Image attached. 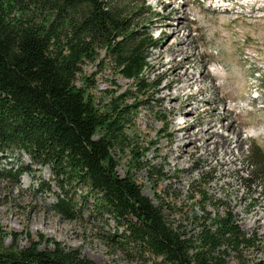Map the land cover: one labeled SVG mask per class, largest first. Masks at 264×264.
<instances>
[{
    "label": "rangeland",
    "instance_id": "rangeland-1",
    "mask_svg": "<svg viewBox=\"0 0 264 264\" xmlns=\"http://www.w3.org/2000/svg\"><path fill=\"white\" fill-rule=\"evenodd\" d=\"M161 1L169 0H146L152 14L141 20L146 22L141 30L150 32L156 41L148 50L144 91L138 93L131 80L106 61L83 66L82 73L90 76V91L98 102L128 90L123 105H136L125 110V131L131 142L124 150L113 151L115 170L120 176L133 177L142 194L163 206L169 223L185 236L195 235L207 218L231 214L251 245L241 252L240 262L228 250L227 263L264 264V239L252 227V214L264 207V0H175L185 11V15L180 12L178 38L188 37L189 42L174 61L162 49L173 39L162 33L167 16H163ZM204 72L212 74L180 89L187 75L195 74L201 80ZM157 80L159 84L153 86ZM176 91L181 102L196 107V113L181 115L178 102L169 100ZM223 116L227 120L221 121ZM186 120L192 131L203 122L219 127L230 122L239 138L218 129L230 142L229 152L222 158L224 149H220L215 159L206 150V136L200 137L199 132L195 138L200 141L192 152L182 153L175 129ZM256 149L260 151L257 156ZM0 163L12 166L13 171L20 164L29 169L16 178L0 174V223L7 232L21 233L18 245L28 243L24 234L28 232L34 239L43 235L66 249L79 250L95 264H158L159 258L145 248L119 244L115 234L125 232L126 221L116 223L108 214L92 216L88 209L75 212L72 219L57 214L52 204L59 189L49 166L35 164L26 154L16 152L7 154L5 160L0 158ZM75 192L80 195L86 190L76 184ZM9 243L7 236L5 244ZM46 244L43 241L40 247Z\"/></svg>",
    "mask_w": 264,
    "mask_h": 264
},
{
    "label": "trees",
    "instance_id": "trees-1",
    "mask_svg": "<svg viewBox=\"0 0 264 264\" xmlns=\"http://www.w3.org/2000/svg\"><path fill=\"white\" fill-rule=\"evenodd\" d=\"M151 14L146 0H0V158L24 153L49 166L59 189L52 204L57 214L72 219L88 209L126 221L125 232L115 234L119 244L145 248L158 264H228V250L240 262L251 243L231 214L207 218L185 236L133 177L115 170L113 151L131 142L125 110L136 105H123L128 90L98 102L83 66L106 61L144 91L156 41L141 30V20ZM28 171L0 163L6 178ZM76 184L86 192L77 195ZM24 234L28 243L18 245L21 233L0 223V264H95L56 240Z\"/></svg>",
    "mask_w": 264,
    "mask_h": 264
},
{
    "label": "bare ground",
    "instance_id": "bare-ground-1",
    "mask_svg": "<svg viewBox=\"0 0 264 264\" xmlns=\"http://www.w3.org/2000/svg\"><path fill=\"white\" fill-rule=\"evenodd\" d=\"M161 4L164 9L163 16H167L166 22L163 24L164 30L162 33L168 38L173 39L172 42L165 43L163 45L162 49L163 51L168 52V54L171 56V60L174 61L176 58L180 56V53L185 51V48L188 46L189 39L188 37L178 38L179 33L181 32L182 28L180 27L182 22H180V12H182L183 7L177 6L175 0H169V1H161ZM183 6V5H182ZM167 12V13H166ZM183 15H185V11L182 12ZM171 16V17H168ZM176 17H179V20L176 19ZM175 20L177 24H173V21ZM180 61V60H179ZM182 61V60H181ZM180 64L177 65L175 68V74H178L180 69ZM203 77L201 76V80H198L197 76L195 74L187 75V79L185 83L180 87V89H184L190 86V84H195L202 82L207 75L212 74V72L209 73H203ZM180 91V90H179ZM179 91H176L175 93H172L169 100H174L178 102V111L181 113V115H189L192 113H196V107L191 106L189 102L180 101V93ZM189 98V97H188ZM188 101V99L186 100ZM210 101V100H209ZM229 110L226 109L224 115ZM226 119L224 116L222 117L221 121ZM227 120V119H226ZM191 126L190 123H188V120L179 123L176 127V141H179L177 146L181 147L182 153L184 152H192L194 149V144L198 141H200V138H195V135L197 133H201L200 137L202 135L206 136L205 145L206 150L208 153L213 156L215 159H217V156L220 155V149H224V153L222 154V158L225 154H227L229 151L226 150L227 145L229 144L230 140L228 139V135L225 133H219L218 129L224 128L225 131H229L231 134H234L236 138H239V131L234 127V124L227 123L226 125H221L220 127L215 123H207L203 122L200 127L197 130H193L189 128ZM180 142L182 144H180ZM218 148V151H214L215 148ZM222 162H225L224 160ZM255 219L254 223L252 225L253 229L259 230L261 237L264 239V207L259 210L255 211L252 214Z\"/></svg>",
    "mask_w": 264,
    "mask_h": 264
}]
</instances>
